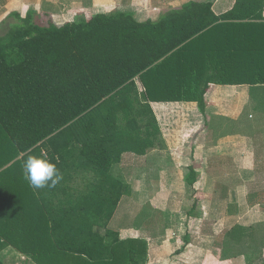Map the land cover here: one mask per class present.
Returning a JSON list of instances; mask_svg holds the SVG:
<instances>
[{
	"label": "trees",
	"instance_id": "16d2710c",
	"mask_svg": "<svg viewBox=\"0 0 264 264\" xmlns=\"http://www.w3.org/2000/svg\"><path fill=\"white\" fill-rule=\"evenodd\" d=\"M211 7L192 0L154 21L116 11L62 25L28 11L0 24V250L11 242L36 264H146L147 243L120 240L108 223L124 189L111 167L157 141L150 103L195 102L203 113L211 84L264 86V0H235L218 16ZM46 144L62 176L70 161L97 180L49 217L52 247L26 249L8 237L10 213L23 161ZM194 175L188 168V185Z\"/></svg>",
	"mask_w": 264,
	"mask_h": 264
},
{
	"label": "crops",
	"instance_id": "0c3cea01",
	"mask_svg": "<svg viewBox=\"0 0 264 264\" xmlns=\"http://www.w3.org/2000/svg\"><path fill=\"white\" fill-rule=\"evenodd\" d=\"M188 1L0 0V24L11 13L28 11L56 25L116 11L131 12L139 22L154 21ZM200 2L211 3L218 16L235 0ZM260 88L264 86L211 84L203 113L195 102L150 103L159 127L157 141L144 156L124 153L111 167V176L124 189L108 223L120 240L147 243L146 264H264V102L255 108L259 102L252 97ZM250 106L254 115L245 112ZM40 148L44 157L52 151L48 144ZM70 164L73 170L54 191H31L24 180L10 213L15 223L8 228L9 239L18 238L19 247H52L49 217L60 214L61 201L82 196V182L97 180L91 172L75 169L74 162L66 166ZM190 167L193 185L186 183ZM219 185L228 186L227 198ZM21 232L28 236L22 242ZM30 255L9 242L0 250V262L36 264Z\"/></svg>",
	"mask_w": 264,
	"mask_h": 264
},
{
	"label": "clouds",
	"instance_id": "9594fccd",
	"mask_svg": "<svg viewBox=\"0 0 264 264\" xmlns=\"http://www.w3.org/2000/svg\"><path fill=\"white\" fill-rule=\"evenodd\" d=\"M23 178L35 190L55 188L63 179L56 164L43 155L30 154L22 164Z\"/></svg>",
	"mask_w": 264,
	"mask_h": 264
},
{
	"label": "rangeland",
	"instance_id": "374dc122",
	"mask_svg": "<svg viewBox=\"0 0 264 264\" xmlns=\"http://www.w3.org/2000/svg\"><path fill=\"white\" fill-rule=\"evenodd\" d=\"M191 1H192V0H191ZM197 1H200V0H197ZM188 2H189V1H188ZM188 2H186V3H188ZM186 3H185V4H186ZM203 3H207V4H208V2H203ZM183 5H184V4H183ZM85 18H86V17H85ZM35 19H36V22L39 23V24H42V25H45V24H46L45 19H43L40 15L36 16ZM215 85H218V84H215ZM222 86H225V85H222ZM227 87H228V86H227ZM260 91H261L260 94H254V95L252 96V97H255V96H256V101L259 102L258 104H256L255 108H256V107H257V108H260V107L263 106V103H262V102H264V101H263V97H264V88H260ZM253 110H254V108L250 106L249 108L246 109L245 112H246V113L252 112V115H254L255 113H253ZM243 120H245V119H243ZM243 122H244V121H243ZM86 179H88L87 176L84 177V180H86ZM82 183H83L82 185L85 184L84 182H82ZM82 192H86L84 186H82ZM218 192H219V190H218ZM122 208H126V204H123Z\"/></svg>",
	"mask_w": 264,
	"mask_h": 264
}]
</instances>
